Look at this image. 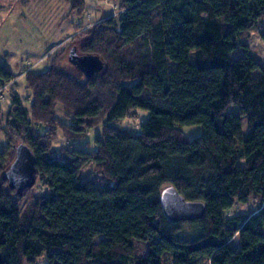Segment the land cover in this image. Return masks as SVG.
Segmentation results:
<instances>
[{
  "label": "trees",
  "instance_id": "obj_1",
  "mask_svg": "<svg viewBox=\"0 0 264 264\" xmlns=\"http://www.w3.org/2000/svg\"><path fill=\"white\" fill-rule=\"evenodd\" d=\"M67 1L69 14L86 15L87 0ZM118 1L121 14L71 37L80 42L69 57L99 56L103 69L72 67L65 45L47 69L25 72L29 108L11 97L0 123V264H264V66L247 44L253 32L264 41V0ZM14 78L0 65V86ZM139 109L149 113L140 132L112 124ZM101 123L95 151L53 150L60 131L80 138ZM196 124L203 133L185 138L182 127ZM22 143L36 156V183L51 190L25 211L36 183L20 196L5 177ZM169 185L203 201L205 216L170 221ZM251 198L256 211L227 216Z\"/></svg>",
  "mask_w": 264,
  "mask_h": 264
},
{
  "label": "rangeland",
  "instance_id": "obj_2",
  "mask_svg": "<svg viewBox=\"0 0 264 264\" xmlns=\"http://www.w3.org/2000/svg\"><path fill=\"white\" fill-rule=\"evenodd\" d=\"M105 1L103 4H96L97 8L90 9L91 0H87L86 15L79 18L69 14L70 4L67 0H0V65H4L15 77L11 83L7 84L6 98L0 102V123H5L7 120L6 112L9 110L11 97L14 93L21 98L25 108L30 107L31 91L26 87L25 72L29 69L35 71L47 69L50 65L48 61L50 53L61 50L66 45V60L72 67H76L69 60V51L80 41L79 37L73 40L71 37L93 27L94 24L106 17L121 14L118 0ZM247 44L250 53L264 66V41L262 38L253 32ZM78 54L82 53L78 50ZM232 55H238V52H234ZM192 59H194V55ZM75 69L77 70V68ZM237 111L238 107L232 106L231 112L236 113ZM56 114L63 123L71 124V119L64 114L62 104H58ZM148 116L147 111L139 109L133 111L128 118L112 124L138 133L141 124L147 120ZM243 120L244 132L247 134L249 129L246 118L244 117ZM102 132L103 123L90 129L80 138L65 137L60 131V137L54 143L53 150L57 153L62 146H69L95 151L97 149L96 138L98 135H102ZM182 133L185 138L192 139L203 133V127L199 124L184 126ZM5 148L6 139L0 130V150ZM11 154L13 157L14 150H11ZM94 168L95 164L88 166L85 169V176L90 177ZM99 175L101 174L99 173ZM50 192L46 182L38 179L33 190H29L22 199V211H25L35 199L48 195ZM259 207V201L251 198L247 203H236L226 214L227 216L250 214ZM233 242L237 246L238 238H234ZM145 248L146 244L138 243L136 249L138 253H144ZM37 264H45V259L40 260Z\"/></svg>",
  "mask_w": 264,
  "mask_h": 264
},
{
  "label": "water",
  "instance_id": "obj_3",
  "mask_svg": "<svg viewBox=\"0 0 264 264\" xmlns=\"http://www.w3.org/2000/svg\"><path fill=\"white\" fill-rule=\"evenodd\" d=\"M70 61L85 75H93L104 68V62L99 56L93 54L79 55L74 48L69 57ZM9 185L16 188L22 196L27 187L36 183V156L32 149L25 143L16 148V157L5 172ZM162 207L166 217L172 222L195 221L206 214V204L203 201H190L178 189L166 186L161 195Z\"/></svg>",
  "mask_w": 264,
  "mask_h": 264
},
{
  "label": "crops",
  "instance_id": "obj_4",
  "mask_svg": "<svg viewBox=\"0 0 264 264\" xmlns=\"http://www.w3.org/2000/svg\"><path fill=\"white\" fill-rule=\"evenodd\" d=\"M104 2H106V1L105 0L104 1L103 0H96V2H95V0H91V2L89 3V5H90L89 7H90V9H95V8H97L96 4H98V3L103 4Z\"/></svg>",
  "mask_w": 264,
  "mask_h": 264
},
{
  "label": "built area",
  "instance_id": "obj_5",
  "mask_svg": "<svg viewBox=\"0 0 264 264\" xmlns=\"http://www.w3.org/2000/svg\"><path fill=\"white\" fill-rule=\"evenodd\" d=\"M7 88V85H2L0 87V102H2L6 97H5V89Z\"/></svg>",
  "mask_w": 264,
  "mask_h": 264
}]
</instances>
